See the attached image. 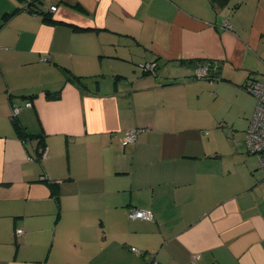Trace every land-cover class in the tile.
<instances>
[{"label":"crops","instance_id":"0c3cea01","mask_svg":"<svg viewBox=\"0 0 264 264\" xmlns=\"http://www.w3.org/2000/svg\"><path fill=\"white\" fill-rule=\"evenodd\" d=\"M12 2L23 9L0 26V264H264L258 159L243 140L230 152L208 146L213 118L188 104L193 75L209 65L242 91L264 83V0ZM28 4L91 29L44 22ZM67 71L94 75L97 90ZM12 103L26 132L43 134L40 162L28 160L37 140L15 134ZM131 209L153 217L131 219Z\"/></svg>","mask_w":264,"mask_h":264},{"label":"rangeland","instance_id":"374dc122","mask_svg":"<svg viewBox=\"0 0 264 264\" xmlns=\"http://www.w3.org/2000/svg\"><path fill=\"white\" fill-rule=\"evenodd\" d=\"M12 1L0 0V8L4 11L5 8L10 10ZM195 81L197 85L190 90L193 94H190L192 99H189L188 104L196 113L203 112L204 116L213 118L211 125H208L211 138L207 145L221 152H230L237 140L241 142L244 139L256 97L253 93L239 90L220 80L196 78ZM251 162H254V159H251ZM258 168L261 169L260 166ZM11 238L14 241L13 236Z\"/></svg>","mask_w":264,"mask_h":264},{"label":"built area","instance_id":"2783aa9c","mask_svg":"<svg viewBox=\"0 0 264 264\" xmlns=\"http://www.w3.org/2000/svg\"><path fill=\"white\" fill-rule=\"evenodd\" d=\"M49 9L54 11L56 9L55 6H50ZM231 28L229 23L225 22V25ZM41 60H46V57H42ZM142 71L153 70L155 68L154 63H143L141 65ZM205 73V69H200L196 72L198 75H203ZM249 90L255 95L256 97V104L253 110V114L251 117V121L248 127V131L246 132L245 136V146L249 153L255 155L258 159V163L261 169L264 171V83L255 80L249 84ZM25 107H31L32 102L26 101L24 103ZM21 107L17 104H12V115L15 116L19 113ZM143 131L142 128H130L127 129L121 139L122 143H132L137 139V136ZM47 157V150L46 148L40 150L39 157H28V160L33 161L36 158L43 160ZM129 218L131 219H152V213L150 211H143L139 209H131L128 213ZM23 230L21 228L16 230L17 235H21ZM130 250L136 254H142V251L137 249L136 247H130ZM150 264H157L155 260H152Z\"/></svg>","mask_w":264,"mask_h":264},{"label":"trees","instance_id":"16d2710c","mask_svg":"<svg viewBox=\"0 0 264 264\" xmlns=\"http://www.w3.org/2000/svg\"><path fill=\"white\" fill-rule=\"evenodd\" d=\"M34 1L36 0H31L30 4H33ZM211 2L213 4H219V5H223V4H226L228 2V0H211ZM30 4H28V6H26L27 10H29L30 12L32 13H35V14H39L41 15V19L42 21L44 22H49V23H52V24H58V25H63V26H67V27H70L71 29L75 30V31H83V30H89L91 28H82V27H79L75 24H72V23H67V22H64V21H61V20H55L53 19L51 16H49L48 13H45L43 11H39L37 10L36 6H30ZM76 7H80L79 5H77ZM22 7H14L12 8V10L10 11H4L2 13V16H1V24L0 26L4 25L10 18H12L14 15L20 13L22 11ZM98 30V29H97ZM42 58V57H41ZM48 58H46V60H42V61H47ZM154 62V61H153ZM147 63H150V62H147ZM155 68L153 70H147V71H142V74L143 75H147L148 73H153L155 74V69H156V65L157 63H155ZM209 67V68H208ZM206 66V70H205V73L203 75H198V74H194V78H198V79H208V80H221V78H219L218 76V72L216 71L215 67L212 68L210 65L209 66ZM208 69H210L211 71H208ZM94 75H90V76H86V75H74L73 73L67 71V74H66V78L67 80L69 81H72V82H75L76 84H78L79 86H82L83 88H88L87 84L84 83L83 79L85 78H89L91 79L92 81H94L95 79H92ZM96 78V77H94ZM248 78L251 79L250 75L248 76ZM247 78V79H248ZM115 80L119 79V76L118 75H115L114 77ZM225 80V79H223ZM256 79H251V80H246L245 83L242 84V87L245 91L247 92H250L252 93L250 90H249V84L252 82V81H255ZM262 82V81H261ZM98 88V81L95 80V84H94V90H97ZM45 95L47 96V98H50V99H57L59 98L60 96V89L58 90H55V91H49V90H46L45 91ZM34 97V95H29L27 96V98L29 99H32ZM26 98V97H24ZM14 104V103H12ZM16 104V103H15ZM256 104V102H255ZM18 105V104H17ZM20 106V105H18ZM24 106V104H23ZM22 107V106H20ZM25 107V106H24ZM11 108H12V105H11ZM12 111V110H11ZM12 115V114H11ZM13 120H12V123L15 127V134L21 139V141L23 142H26V141H29V140H33V139H36L37 140V147H38V150H35V155L37 157H39V154H40V150L41 149H44L45 146H44V142H43V134L42 133H27L25 128L18 123L17 119L15 118V116H13ZM251 121V119H250ZM250 124V123H249ZM248 127L249 125L246 127L245 129V136H246V132L248 131ZM245 136H244V145H245ZM138 137V136H137ZM236 143L238 144V140L236 141ZM35 161H41L39 158H36ZM263 171V170H262ZM264 173V171H263ZM38 181H42V182H45L50 188H51V193H52V196L53 198L55 199V202L58 201V197L56 195V191H55V187H56V180H50L48 179L44 174H43V177L41 176L39 178ZM143 253V251H142Z\"/></svg>","mask_w":264,"mask_h":264},{"label":"water","instance_id":"95a60500","mask_svg":"<svg viewBox=\"0 0 264 264\" xmlns=\"http://www.w3.org/2000/svg\"><path fill=\"white\" fill-rule=\"evenodd\" d=\"M203 66V62H200V64H197V65H192L193 67H198V66ZM200 69H203V68H200Z\"/></svg>","mask_w":264,"mask_h":264},{"label":"flooded vegetation","instance_id":"af4514ba","mask_svg":"<svg viewBox=\"0 0 264 264\" xmlns=\"http://www.w3.org/2000/svg\"><path fill=\"white\" fill-rule=\"evenodd\" d=\"M148 74H150V73H148ZM148 74H147V75H148Z\"/></svg>","mask_w":264,"mask_h":264}]
</instances>
